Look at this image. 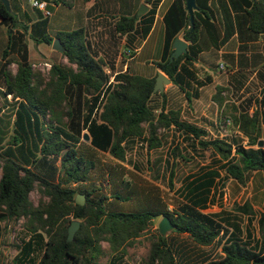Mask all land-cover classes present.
<instances>
[{
    "label": "trees",
    "instance_id": "trees-1",
    "mask_svg": "<svg viewBox=\"0 0 264 264\" xmlns=\"http://www.w3.org/2000/svg\"><path fill=\"white\" fill-rule=\"evenodd\" d=\"M148 2L153 6L143 15L149 17L142 37L151 30L160 0ZM197 6L192 23L186 1L173 0L163 19V54L154 62L189 103L200 97V88L207 84L195 69L201 53L221 50L235 34L246 41L264 34V0H197ZM0 17L14 34L18 27L24 32L10 35L0 69L5 93L18 101L14 121L0 124L4 130L0 133V222L24 219L26 229L7 264H128L124 262L127 248L163 216L172 220L175 229L165 236L157 234L144 264H264V203L259 214L250 201L235 205L233 211L206 212L224 197L229 180L244 187L250 173L264 172V147H256L260 132L255 115L246 109L234 114L232 123L240 134L211 137L207 129L182 119V108L170 104L166 92H154L157 75L116 72L114 65L106 71L107 63L94 54L83 28L57 33L70 65L54 63L45 76L33 68L27 45L21 42L27 35L36 43L52 44L46 22L30 31L1 1ZM138 18L121 16L116 32L130 36ZM179 35L188 43V52L170 60ZM13 50L19 56L15 73L8 57ZM222 91L218 87L216 100ZM2 113L0 107V119ZM86 132L88 143L83 140ZM139 142L148 151L168 146L170 153L158 157L152 168L158 165L157 179L163 170L167 173L175 194L173 208L159 197L143 195L142 188L126 177L122 164L110 169L105 182L97 184L93 179L99 166L89 147L124 163ZM192 154L207 160L175 187L179 162H191ZM29 155L35 158L28 160ZM106 185L111 187L109 192ZM36 188L42 197L38 205L30 197ZM77 194L85 195L84 205L75 203ZM134 198L136 209L121 208L120 203ZM73 220L81 221V227L68 241ZM254 220L260 238L252 229ZM214 244L221 246L219 258L201 249Z\"/></svg>",
    "mask_w": 264,
    "mask_h": 264
},
{
    "label": "crops",
    "instance_id": "crops-1",
    "mask_svg": "<svg viewBox=\"0 0 264 264\" xmlns=\"http://www.w3.org/2000/svg\"><path fill=\"white\" fill-rule=\"evenodd\" d=\"M29 1L30 0H12V2H10V7L18 19L19 25L28 26L30 31L37 23L46 22L45 31L53 38L54 42L58 39V32H69L83 28L90 48L98 58L104 60L106 63H108V59L116 56H122L126 59L123 70H121L122 72L129 71L134 74H139L140 67L143 66L144 63L154 68L153 72L146 77L156 76L158 72L161 71L155 66L154 62L159 61L163 54L165 41V24L163 19L173 0H160L156 8L151 30L145 37H142V28L145 20L149 16L143 15L148 13L153 6L152 3L148 2L149 0H45L48 2V8L51 11L49 17H45L41 11L33 7L31 11V9L28 8ZM144 6L147 8H144ZM135 15H138L139 18L137 29L133 34L130 36H121L116 32L115 24L121 16ZM53 24H55L56 27L54 33L51 32V26ZM17 29L19 33H24L21 27ZM18 32L14 34L13 30H10L1 23L0 17V69L4 62L3 50L8 45L10 35L13 34V36L18 37ZM251 36L252 38L246 41L245 39H241L238 34H235L221 50L217 51L222 54L225 62L221 60L220 62L218 61V63L215 64L216 67L212 66L215 62L210 59V55H206L212 50L200 54L199 59L195 62V69L198 78L205 81L207 84L200 88V97L194 99L191 103H189L185 95L179 91L189 110L184 120L196 123L193 118L190 119L188 116L192 115L196 117L197 115H194V112L195 114L199 112L202 124H196L207 129L211 134L214 126L217 127L216 124H218V121L217 118L210 116L207 109L203 107L207 105V102L204 101L202 97L204 93L209 92L216 95L218 87H221L223 88L221 97L216 100L213 99L211 95L209 105L215 104L216 112L219 113L220 110L222 112L223 109L226 108L228 102H230L226 98V92H234L235 115L239 116L245 109L250 116L255 115L259 123L260 140L264 141V34ZM179 37L182 38L181 35H179ZM152 41H155V44L151 43ZM232 41H235V44L232 46L231 50H226V47L229 46V43ZM159 42L161 43L160 46ZM21 43L27 45L29 62L32 64L33 68L36 64L44 63L49 61L50 58L57 56L55 55L56 50L53 49V43H36L27 35L23 38ZM145 50H148L150 53H152L153 50H160L158 60L150 58L151 55L148 56L146 61L139 60V56ZM59 53L62 54V52ZM225 54H229L230 58L226 59L224 57ZM8 57L13 59L10 69L12 73H15L16 69H14V66H17L16 62L19 57L17 50L11 51ZM221 63L225 65L224 70H219L218 68ZM110 67L109 65L105 67L106 71L107 69L110 71ZM115 71L120 72L117 70ZM208 77H211V80ZM167 85L168 88L173 86L178 89V87L172 83ZM5 89V83L3 79L0 78V107L3 108L0 124L4 122V120L8 123H12L15 118V110L18 107L17 99L13 98L12 94H6ZM164 92L168 95V89ZM168 98L170 104L175 105L169 95ZM196 107H201V109L198 110ZM213 120H215V125ZM232 120L233 117H226L224 122H232ZM2 131L4 130L0 128V133ZM237 132L240 134L238 129ZM90 148L91 147H89V149ZM57 165H60L59 161ZM261 187L264 193V172L255 171L249 180L250 196L256 198V190ZM262 201L264 203V198Z\"/></svg>",
    "mask_w": 264,
    "mask_h": 264
},
{
    "label": "rangeland",
    "instance_id": "rangeland-1",
    "mask_svg": "<svg viewBox=\"0 0 264 264\" xmlns=\"http://www.w3.org/2000/svg\"><path fill=\"white\" fill-rule=\"evenodd\" d=\"M9 2H12V0H9ZM28 8L31 9L32 11V0L28 2ZM56 27L55 24L51 26V32H55ZM151 43L155 44V41H152ZM235 44V41H232L229 43V46L226 47V50H231L232 46ZM161 43L159 42V46ZM124 54V53H122ZM206 54V53H205ZM56 57L50 58L49 61H46V63H49L53 65L54 63H59V64H65V65H70L68 62L67 58L64 57L61 53L58 51L55 52ZM150 58H155L158 60V57L160 55V50H153L152 53H150L148 50H145L140 56L139 60L141 61H146L148 56ZM210 59L213 60L212 66L216 67L215 64L218 63V61H224L222 54L219 52L212 50L209 52ZM119 56V54H118ZM120 57V56H119ZM112 57L108 59V65L112 66L114 65L115 70L121 71L123 70L124 64H125V58L124 57ZM118 58V59H117ZM45 63V62H44ZM38 65L37 68L35 67L37 71L42 72L45 76L48 75L49 71L51 68H47L46 66L43 65V63L36 64ZM219 68V67H218ZM14 69H17V66H14ZM154 68L150 67L147 63H144L143 66L140 67V71L138 72L139 74L143 76H149L153 72ZM219 70H221L219 68ZM227 70V69H226ZM108 71V69H107ZM170 85V84H169ZM168 89V95L171 97L172 101H174V104H176L178 107L181 106L182 108V117L184 119L185 116L188 115L189 110L187 107V104H185V100L180 95V92L177 88L175 87H169L168 85H165V90ZM204 96L202 99L207 102L206 106H203L207 109L208 114L210 116L217 118L218 124L217 127L214 126V128L211 131L210 136L211 137H232L235 135H238L237 128L233 123L231 124H225V119L226 117H233V114H235V93L233 92H226V98L230 102H228L227 106L223 111H219V113L216 112V105L212 104L211 106L209 105L210 103V96L215 99V94L212 92L210 93H204ZM203 101V102H204ZM234 101V102H231ZM234 106V108H233ZM202 107V106H201ZM201 107H196L198 110L201 109ZM184 109V110H183ZM195 116L189 115L188 117L191 119H194V122L202 124L201 123V118L199 112L195 114ZM51 114L48 112L47 113V118H50ZM214 125H215V120H213ZM171 141V140H170ZM247 141L245 140V143ZM174 144H171V148L173 147ZM166 149H157V150H152L148 151L146 147H142V144L139 142L136 144L134 149L132 151H129L127 153V161L124 163L119 162L115 158H113L110 154L108 153H103L98 150H93L90 148V152L93 153L94 157L97 160V164L99 166V170L97 174L94 175L93 179L97 182V184L105 182V180L108 178L109 171L112 167L118 164H122L125 167L124 172L126 173V177L130 180H132L133 183L136 185L140 186L141 192L144 193L143 195H146L148 193V197L155 196L161 198L165 203L170 204V208H173L172 205H174L175 201V194L174 191L171 190L170 188V182L168 181V175L163 170L161 172V178L157 179V166H154L155 161L158 157L165 155L167 152ZM170 148V149H171ZM20 151V150H18ZM32 151V150H31ZM32 154L36 153L35 151L31 152ZM168 154L170 153V150L167 152ZM206 155H209L207 153ZM195 159H191V162H179L178 167H177V179L175 182V187H180L181 185V180L183 179L184 176L187 174L193 172L196 170L198 167V163L206 161V157L202 156V154H192ZM35 157L33 155H29L28 160H33ZM103 170V171H102ZM249 174L248 182L246 186H239L236 182L229 180L227 182V185L224 189V197L219 201L214 206H211L209 209L206 210V212H218L222 208H225L227 210L233 211L235 208V205L237 204H243L246 201H250L255 208V211L257 214L262 209V204H263V190H256V198H253L250 196V188H249V180L251 178V175ZM0 178H1V167H0ZM106 192H109L111 190L110 185H106L104 187ZM31 200L34 202L35 205H38L40 200L42 199L41 193L39 192V189L36 188L30 195ZM143 197V196H142ZM137 198L132 199L131 201H127L125 203H120V206L123 210H134L137 208ZM46 200V198H45ZM161 218H158L155 220V223L150 227L149 231H147L145 234H143L141 237H139L132 246L127 248L126 255L124 256V262L128 264H144L150 248H151V242L152 240L156 239V236L159 232V222L161 221ZM252 229L254 231V234L256 238H260V232L257 224V220H254L252 224ZM171 233V232H170ZM168 233V234H170ZM167 234V235H168ZM26 235V229H25V220H20L16 222H0V264H7L9 263L16 255L17 253V248L16 244L20 243L21 238L25 237ZM173 235V234H172ZM184 240H187L189 243L191 241L183 237ZM103 246L105 250L109 249V244L107 242L103 243ZM196 249V248H194ZM201 249L207 251L210 255L211 258H219L221 257V246L218 244H214L212 246L208 247H202ZM109 256L107 255L106 258L103 259V262H106Z\"/></svg>",
    "mask_w": 264,
    "mask_h": 264
},
{
    "label": "water",
    "instance_id": "water-1",
    "mask_svg": "<svg viewBox=\"0 0 264 264\" xmlns=\"http://www.w3.org/2000/svg\"><path fill=\"white\" fill-rule=\"evenodd\" d=\"M0 1L6 5L8 11L11 10L9 6V0H0ZM185 1H186L187 11L190 15L191 22L193 23L194 22V12L198 7L197 0H185ZM144 8H147V7L144 6ZM144 11H141V12H144ZM53 49L59 52L65 51L64 45L59 38L53 42ZM187 52H188V43L178 36L175 38L173 42V51L171 53L170 60L177 59L182 54H185ZM171 83H172V80L165 73L159 71L156 76L154 92H163L165 90V85L171 84ZM83 140L86 142L90 141V136L87 132L84 134ZM257 146L260 148L263 147L264 141L260 140ZM85 199L86 197L84 194H77L75 197V203L78 205H84ZM80 227H81V221L73 220L71 222V224L68 227V241L73 240L76 232L80 229ZM158 228H159L160 234L165 236L175 229V225L168 216H163L161 221L159 222Z\"/></svg>",
    "mask_w": 264,
    "mask_h": 264
},
{
    "label": "built area",
    "instance_id": "built-area-1",
    "mask_svg": "<svg viewBox=\"0 0 264 264\" xmlns=\"http://www.w3.org/2000/svg\"><path fill=\"white\" fill-rule=\"evenodd\" d=\"M32 7L41 11L45 17H49L51 15V11L50 9L48 8V2L45 1V0H32ZM44 66H46L48 69L52 67L51 64L49 63H43ZM38 65H35L34 68L36 67L37 68ZM219 68L221 70H224L225 69V65L223 63H221L219 65ZM232 122H227V124H231Z\"/></svg>",
    "mask_w": 264,
    "mask_h": 264
}]
</instances>
